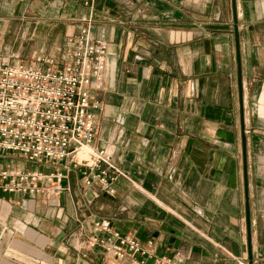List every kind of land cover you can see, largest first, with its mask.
Returning a JSON list of instances; mask_svg holds the SVG:
<instances>
[{
  "label": "crops",
  "instance_id": "crops-1",
  "mask_svg": "<svg viewBox=\"0 0 264 264\" xmlns=\"http://www.w3.org/2000/svg\"><path fill=\"white\" fill-rule=\"evenodd\" d=\"M85 1L0 0V33L19 45L10 59L27 45L29 58H66L91 9L108 44L95 145L127 176L114 193L80 169L60 196L0 189V264H264V0H236L237 23L233 0ZM27 161L0 153V167H39ZM115 232L144 252L90 245Z\"/></svg>",
  "mask_w": 264,
  "mask_h": 264
},
{
  "label": "built area",
  "instance_id": "built-area-1",
  "mask_svg": "<svg viewBox=\"0 0 264 264\" xmlns=\"http://www.w3.org/2000/svg\"><path fill=\"white\" fill-rule=\"evenodd\" d=\"M79 22L78 35L67 42L72 55L60 67L51 66V57H38L40 65L0 58V153H14L39 165L32 170L0 167L4 191L60 196L69 172L80 169L86 185L114 193L118 178L127 176L107 148L95 145L102 106L95 93L103 89L108 44L92 37L91 9L80 14ZM96 226L110 231L109 226ZM99 243L119 259L144 252L129 234L115 232L90 241L92 247Z\"/></svg>",
  "mask_w": 264,
  "mask_h": 264
},
{
  "label": "rangeland",
  "instance_id": "rangeland-1",
  "mask_svg": "<svg viewBox=\"0 0 264 264\" xmlns=\"http://www.w3.org/2000/svg\"><path fill=\"white\" fill-rule=\"evenodd\" d=\"M14 33L12 32H8V33H0V58L1 57H5V58H9L10 55H14L16 54V52H18L19 50V45L18 44H15L14 43ZM30 50V46L27 45L26 48H25V58H22V61L26 64H31V65H40V63L37 61L36 58H29L28 56V52ZM27 52V53H26ZM58 58V57H57ZM68 58H70V56H68ZM13 59H16L15 56L12 57V60ZM63 59L65 58H60V59H54V64L51 65L52 67H60L63 63ZM18 159H16L15 161H17ZM33 162L31 161H27V166H33V167H36L37 164H32ZM20 165L19 164V160L16 162V166Z\"/></svg>",
  "mask_w": 264,
  "mask_h": 264
},
{
  "label": "water",
  "instance_id": "water-1",
  "mask_svg": "<svg viewBox=\"0 0 264 264\" xmlns=\"http://www.w3.org/2000/svg\"><path fill=\"white\" fill-rule=\"evenodd\" d=\"M233 9H234V20L237 23L238 21V11H237V2L233 0ZM237 35V60H238V70H239V80H240V99H241V117H242V135H243V149H244V159H245V172L247 178V140H246V128H245V110H244V95H243V82H242V66H241V51H240V41L239 34L236 31ZM247 195V218L248 226L251 229V218H250V208H249V190H246Z\"/></svg>",
  "mask_w": 264,
  "mask_h": 264
}]
</instances>
